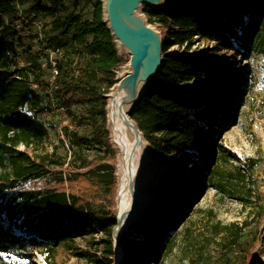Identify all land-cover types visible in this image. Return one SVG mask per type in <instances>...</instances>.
Here are the masks:
<instances>
[{"label": "trees", "instance_id": "trees-1", "mask_svg": "<svg viewBox=\"0 0 264 264\" xmlns=\"http://www.w3.org/2000/svg\"><path fill=\"white\" fill-rule=\"evenodd\" d=\"M84 5L92 8L91 18L87 20L82 17ZM28 12L51 18V30L44 37L46 48L68 47L73 54L68 60L64 50V58L57 62L59 91L56 95L67 109V123L61 130L74 148V159L68 167L75 171L67 178L60 175L48 179L42 186L36 183L37 179L50 177L53 167L62 168L65 164L51 161L53 155L46 148L49 131L40 119L46 109L30 87L27 70L33 72L42 89L47 86V76L38 78V73L44 70L39 55L38 60L31 56L29 60L33 61L25 62L30 66L15 67L16 57L20 56L17 45L0 37V214L15 220L9 234L17 231L20 240H25V232L33 231L30 244L52 253L71 234L100 231L107 238V254L112 257L107 263L112 264L119 186L105 95L117 84L114 71L122 61L104 22L102 0H33ZM18 13L16 0H0L3 33L10 29L13 37L18 34L7 26L17 21ZM143 13L148 16L149 24L158 25L162 34L164 66L130 117L156 158L177 161L173 156L188 158V148L212 140L204 123L215 120L214 110L200 109L188 94L187 85L202 77L205 70L190 49L197 42H212L215 45L212 50L232 51L244 60L264 57V0H168L159 9L143 6ZM170 23L177 30L169 29ZM67 36L71 39L64 43L62 38ZM174 45L184 51L169 53ZM209 52L201 51L200 57L207 58ZM83 127L86 133L82 135L79 129ZM21 144L34 149L38 146L41 152L34 157L18 152L16 147ZM99 145L106 148L102 163L82 173L91 164L83 150ZM218 153L217 158L214 153L207 157L208 174L203 179L220 192L235 194L234 179L245 175L240 167L230 163L222 147H218ZM227 164L232 169L224 170ZM93 203L99 204L97 209ZM157 212L156 207L148 208L123 232L125 264H140L136 250L147 239L146 220H157ZM169 212L175 214L172 210ZM184 217L183 211L171 217L172 232ZM163 232L170 237L171 231L164 229ZM159 241L167 242L166 239ZM9 245L0 237V253L9 252ZM157 246L156 254H160L164 244Z\"/></svg>", "mask_w": 264, "mask_h": 264}, {"label": "rangeland", "instance_id": "rangeland-1", "mask_svg": "<svg viewBox=\"0 0 264 264\" xmlns=\"http://www.w3.org/2000/svg\"><path fill=\"white\" fill-rule=\"evenodd\" d=\"M32 1L16 0L17 11L22 13L29 23H25L24 29L15 37L10 29L3 33L0 28V37L15 41L18 53L24 61L20 64L21 67L24 64L30 66L26 63L31 56L38 60L39 55L40 61H44V37L51 30V18L28 12ZM81 12L84 20L90 19L92 8L84 5ZM141 14L148 20L143 10ZM151 26L157 29L158 25ZM70 39L71 36L62 38L64 43ZM213 47L215 45L210 42H197L190 49V53L202 63L205 70L202 77L187 85L188 94L200 109L209 108L215 111V120L204 123L212 140L188 148V158L173 156L177 161L156 158L149 145L150 161L156 175L154 191L148 195L149 203L144 211L156 207L158 212L157 220H146L147 239L145 244L139 245L136 250L140 264L264 263V57L256 56L244 60L235 52L212 50ZM64 50L68 60L73 57L70 48L64 47ZM203 50H210L207 58L200 57ZM181 51L184 49L178 45L168 50L169 53ZM120 59L121 65L114 71L118 83L121 80L118 73L128 64L126 57L120 56ZM41 72L38 73V78L47 76L46 68ZM100 84L104 87L107 85L103 81H100ZM113 89L105 95L108 105ZM74 112L78 113V110ZM40 119L48 126L50 137L46 148L53 155L51 161L65 163L62 168L53 167L50 177L47 175L43 179H37L36 183L39 182L38 185L42 186L46 181L49 182L48 179H56L60 175L67 178L75 170L68 167L74 159V148H68L60 136V130L65 126L62 117L50 114L47 117L40 116ZM109 132L112 152L116 155L119 186V153L112 143L110 125ZM79 133L85 134V127L80 128ZM52 146L53 148H50ZM218 147H222L223 153L231 160L230 163L240 167L245 175L234 179L235 194L220 192L203 179V176L208 174L205 165L207 157L214 153L217 158ZM39 152L41 151L37 146L34 151L30 150L29 154L34 157ZM83 152L89 156L91 163L88 169L81 171L86 173L102 163L106 148L99 145L89 150L84 149ZM186 160L191 162H185ZM223 169H232L231 164L223 166ZM52 184L58 187L57 183ZM150 189L153 190V186ZM141 191L129 193L131 199H134L133 202L144 199V191ZM97 205L99 206L94 204L95 209L98 208ZM117 209L118 203L114 210L116 221ZM171 210L175 214H171ZM144 211L137 219H133L129 226L139 220ZM180 211L184 212L185 217L178 222L175 232H172L171 217H175ZM13 223L15 220L8 218L7 214H0V237L10 244L9 252L0 253V264H108V259H112L107 254V238L100 231H84L79 236L71 234L70 238L64 240L52 253L48 249H38L30 244L33 231L25 232V240H20V233L17 231L9 234ZM164 229L171 231L169 238L164 234ZM164 239L166 243L159 241ZM157 244H164L160 254H156Z\"/></svg>", "mask_w": 264, "mask_h": 264}, {"label": "water", "instance_id": "water-1", "mask_svg": "<svg viewBox=\"0 0 264 264\" xmlns=\"http://www.w3.org/2000/svg\"><path fill=\"white\" fill-rule=\"evenodd\" d=\"M167 2L168 0H102L104 22L115 40L119 55L128 59L127 67H129L128 74L123 78L119 77L121 79L120 82H117V84L113 87L114 89L109 96V105L107 106L108 118L111 109L112 95L116 94L119 98L115 103L118 108H120V101L125 94L127 97H136L135 103L129 112L130 116L133 108L139 103L142 96L152 87L154 79L162 70L164 66L162 34L156 28L154 30L148 28V20L143 14L142 15L144 16L146 23L138 22L135 18V14L137 11L142 13V6L159 9L164 7ZM161 55L163 59L154 74L152 83L145 86L146 78L143 75L145 69L150 64H155V66L159 64ZM118 118H120V113L116 114V119ZM134 124V131L138 132L144 142H146L144 135L140 132L137 124L135 122ZM150 157L151 153L149 151L147 159L150 160ZM118 201L119 195L117 203ZM146 207L147 206H145L142 211H144ZM126 219L127 221L122 223V221L117 218V225L113 230L114 240H117L123 249V264H125L126 255L121 241V236L135 217L128 216ZM118 226H123V228L119 229Z\"/></svg>", "mask_w": 264, "mask_h": 264}, {"label": "bare ground", "instance_id": "bare-ground-1", "mask_svg": "<svg viewBox=\"0 0 264 264\" xmlns=\"http://www.w3.org/2000/svg\"><path fill=\"white\" fill-rule=\"evenodd\" d=\"M138 22H145L144 16L140 12L135 14ZM148 28L155 29L153 26L147 23ZM162 55L159 60V64H150L144 71L145 86L149 85L153 81L154 74L158 69L160 62L162 61ZM129 72V67H125L124 70L118 73L120 78L125 77ZM116 94L112 95L111 98V109L109 114V125L111 128L112 143L119 153V201L117 214L118 218L122 223L126 222V217L133 216L136 219L141 215L143 208L149 203V194L154 191V181L156 172L152 162L147 159L149 153V146L138 132L134 131L135 124L130 119L129 112L135 103L136 97L125 94L120 101V108L115 104L118 100ZM120 113V118L116 119V114ZM131 178V179H130ZM130 179V181H129ZM153 186V190L150 188ZM134 189V190H133ZM144 191V199L137 203L133 202L129 193ZM142 192V191H141ZM135 203L133 206L132 204ZM136 215V216H135ZM138 220H136L137 222ZM122 229L123 226H118ZM115 243V258L114 264H123L124 259L122 258L123 249L118 241Z\"/></svg>", "mask_w": 264, "mask_h": 264}, {"label": "built area", "instance_id": "built-area-1", "mask_svg": "<svg viewBox=\"0 0 264 264\" xmlns=\"http://www.w3.org/2000/svg\"><path fill=\"white\" fill-rule=\"evenodd\" d=\"M25 23H29V21L26 20V18L24 17L22 13H18L17 21L13 24L7 23V26L17 32H20L22 29H24ZM169 27L171 29L177 30V28L174 27L172 23H170ZM39 36H41V34H39ZM44 52H45V58H44V61H40V64L42 67L41 69L46 68L48 71L47 78L45 79V84L47 83V86H45L46 88L45 89L41 88L40 82L33 78V72L29 70H27V74L29 75L28 82L32 90L35 92V94L39 96V98L41 99V105L46 109V111L42 114V116L47 117L48 115L53 114V115H56L57 117H62V123L66 124L67 123V109L65 105L60 102L59 97L56 95L57 92L59 91V87L56 85V80L58 77L57 62L64 58V50L62 48H50V49L46 48ZM21 63H24V61L21 59L20 56H17L15 60V67H18L19 69L28 67L25 64L24 66L21 67L20 65ZM46 127L48 128L47 125ZM60 136H62L63 142L69 148L70 143L68 142L66 138L63 137L62 130H60ZM49 137H50V134H49ZM50 148H53V146ZM33 149H34L33 147L27 148L26 146L22 144L16 147V150L18 152H23L27 154H29L30 150L33 151Z\"/></svg>", "mask_w": 264, "mask_h": 264}]
</instances>
